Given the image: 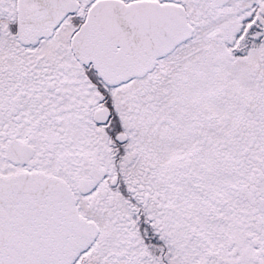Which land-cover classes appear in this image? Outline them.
<instances>
[{"label": "snow or ice", "instance_id": "snow-or-ice-1", "mask_svg": "<svg viewBox=\"0 0 264 264\" xmlns=\"http://www.w3.org/2000/svg\"><path fill=\"white\" fill-rule=\"evenodd\" d=\"M0 264H264V0H0Z\"/></svg>", "mask_w": 264, "mask_h": 264}]
</instances>
